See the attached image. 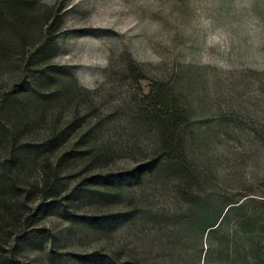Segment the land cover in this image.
Segmentation results:
<instances>
[{"label": "rangeland", "instance_id": "374dc122", "mask_svg": "<svg viewBox=\"0 0 264 264\" xmlns=\"http://www.w3.org/2000/svg\"><path fill=\"white\" fill-rule=\"evenodd\" d=\"M24 16L22 36L5 26ZM52 19L59 28L44 48L43 26ZM0 21V120L18 143L40 147L77 119L49 160L76 152L62 169L65 194L99 181L76 205L35 212V237L19 245L4 238L0 264H120L128 254L144 261L167 237H185L181 176L173 170L101 188L106 176L150 160L157 127L139 91L155 82L174 89L191 115L186 155L206 176L197 187L253 200L247 211L264 218V0H24ZM132 66L144 77L139 84ZM12 159L9 139L0 137L9 194L4 170L19 164ZM42 172L39 160L19 172V187L31 194L25 216L41 200Z\"/></svg>", "mask_w": 264, "mask_h": 264}, {"label": "trees", "instance_id": "16d2710c", "mask_svg": "<svg viewBox=\"0 0 264 264\" xmlns=\"http://www.w3.org/2000/svg\"><path fill=\"white\" fill-rule=\"evenodd\" d=\"M23 6L24 0H1L0 16L5 11L12 13ZM1 7L5 11L1 10ZM25 18L24 16L7 21L5 26H8L12 33L22 36L27 25ZM2 26L0 21V29ZM58 26L57 19L49 20L43 26L45 41L41 47H53V37ZM128 71L135 83L139 84L144 80L139 68L132 66ZM23 78H27L26 73ZM33 78H37L36 73ZM70 85L75 90L85 91L78 87L75 80ZM139 93L145 114L156 124L158 142L145 165L116 176H106L101 188L107 190L124 185L136 186L147 174L157 173L163 168L173 170L181 176L180 197L184 202L180 227L185 237H167L160 244L163 249L156 246L160 252H153L148 256L149 259L144 261H138L130 254L122 255L120 264H264V218L247 211V204L254 201H246L248 198L241 200L226 192L197 187L199 179L206 176L196 171L188 162L185 146L193 137L190 135L191 115L178 94L161 82L152 83L147 93L143 90ZM76 124L77 119H73L59 133L51 134V138L44 142V145L36 147L35 144L18 143L14 133L0 120V137L9 139L12 160L17 158L19 163L18 167L9 165L4 170L11 194L6 189L7 183L0 178V243L4 238L16 245L24 243L35 237L29 230L32 226L31 219L36 216L35 212L39 213L46 207H61L65 210L66 205H76L85 194L94 192L92 182H99L95 176L88 181L77 183L71 192L65 194L67 188L62 182L61 173L64 164L76 153L73 149L60 154L53 162L49 160V156L59 149L70 130L74 131ZM79 155L84 158L88 151ZM37 160L41 161L43 171L41 182L36 187L41 200L36 211L25 216L24 209L28 210L31 194L19 187V172L23 170L25 162L34 163ZM47 200L50 201L47 203ZM16 226L20 231L14 232ZM8 228L12 230L4 237Z\"/></svg>", "mask_w": 264, "mask_h": 264}]
</instances>
